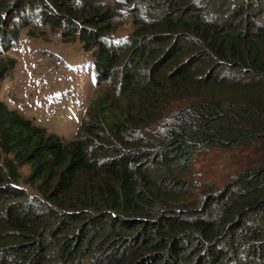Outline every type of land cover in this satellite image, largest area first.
<instances>
[{"label": "trees", "instance_id": "1", "mask_svg": "<svg viewBox=\"0 0 264 264\" xmlns=\"http://www.w3.org/2000/svg\"><path fill=\"white\" fill-rule=\"evenodd\" d=\"M37 25L97 91L72 139L0 100V264H264V0H0V53Z\"/></svg>", "mask_w": 264, "mask_h": 264}, {"label": "rangeland", "instance_id": "2", "mask_svg": "<svg viewBox=\"0 0 264 264\" xmlns=\"http://www.w3.org/2000/svg\"><path fill=\"white\" fill-rule=\"evenodd\" d=\"M35 27V35L21 30L15 45L0 53V62L6 58L16 62L0 80V100L48 132L72 139L97 91L91 51H84L78 39L64 40L48 25ZM130 28L126 23L115 35H124ZM237 159L232 152L211 149L198 156L193 169L198 179L220 183L239 167Z\"/></svg>", "mask_w": 264, "mask_h": 264}]
</instances>
